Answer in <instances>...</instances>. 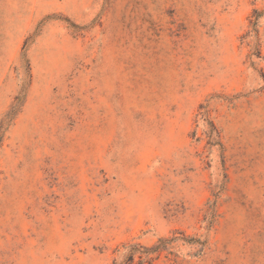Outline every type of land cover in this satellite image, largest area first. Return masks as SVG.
<instances>
[{
  "label": "rangeland",
  "instance_id": "rangeland-1",
  "mask_svg": "<svg viewBox=\"0 0 264 264\" xmlns=\"http://www.w3.org/2000/svg\"><path fill=\"white\" fill-rule=\"evenodd\" d=\"M0 264H264V0H0Z\"/></svg>",
  "mask_w": 264,
  "mask_h": 264
}]
</instances>
